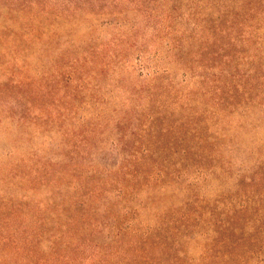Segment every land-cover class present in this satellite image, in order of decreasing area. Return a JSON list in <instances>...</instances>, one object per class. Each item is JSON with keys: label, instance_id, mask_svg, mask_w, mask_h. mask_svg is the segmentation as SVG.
<instances>
[{"label": "trees", "instance_id": "16d2710c", "mask_svg": "<svg viewBox=\"0 0 264 264\" xmlns=\"http://www.w3.org/2000/svg\"><path fill=\"white\" fill-rule=\"evenodd\" d=\"M165 3L166 57L186 87L172 70L131 83L93 37L112 16L70 11L69 46L84 33L75 60L53 50L58 28L39 26L56 74L7 81L0 126L56 149L30 148L3 180L0 264H157L130 249L160 246L161 264H264V143L244 137L264 127V0Z\"/></svg>", "mask_w": 264, "mask_h": 264}, {"label": "rangeland", "instance_id": "374dc122", "mask_svg": "<svg viewBox=\"0 0 264 264\" xmlns=\"http://www.w3.org/2000/svg\"><path fill=\"white\" fill-rule=\"evenodd\" d=\"M164 6L165 9L161 7V0H0V100L6 97L1 96L4 92L3 86L8 85L11 80H14L13 83H18L19 78L23 76H32L36 81L40 78L51 80L56 74L54 64L58 58L55 53L48 57L42 55V49L36 46L37 43L35 44L38 34L42 32L40 25L46 27L53 25L58 28L57 33H62L61 36H55L62 42H66L53 49L58 54L65 56L67 53L71 59L75 60L80 55L79 52L85 50L81 48L82 45H79L80 41L84 40L82 37L84 33L77 35L76 41H73L79 47L78 50L69 46L68 40L71 39L66 37L68 28L74 24L66 23L71 20L67 17L74 9L81 10L80 13H89L92 10L105 18L112 16L114 23L99 27L93 37L98 39L96 45L100 50L108 47L109 54L120 55L124 64L118 70L127 73L131 83L149 84L153 79H160L164 70H172L175 83L186 87L182 73L177 72L166 57V48L172 40L167 17L170 16L168 11L173 4L165 3ZM117 18L121 20L120 25H115ZM193 23L194 20H189L184 24V28L194 29ZM47 36L48 31L45 32L43 38ZM174 36L180 37L181 35ZM111 42L115 43L111 44ZM161 58L165 61H161ZM17 69L20 70L12 79V74ZM112 76V73L109 74L107 80L113 85ZM166 78L168 75H165ZM115 97L116 100L121 98L120 92H117ZM12 98H15V94ZM11 100L6 99L8 102ZM2 112L3 104L1 103L0 115ZM258 117L264 120V114ZM233 120L235 119L231 121ZM245 133L250 134L244 136L245 141L251 143L255 137L263 140L264 143L263 126L260 128L256 126L253 130H246ZM235 134L236 132L232 130L233 138ZM33 147L37 150H44L45 147L51 150L56 149L55 145L50 146L44 141L34 139L29 142L22 139L19 131L11 122H5L0 126V200L10 194L3 180L21 173V170H17V165L21 160L29 158V150ZM123 251L126 252V249ZM143 252L155 255L157 264H161V246L130 249L131 256L140 255ZM183 252L188 259L198 261L201 250L189 247Z\"/></svg>", "mask_w": 264, "mask_h": 264}]
</instances>
